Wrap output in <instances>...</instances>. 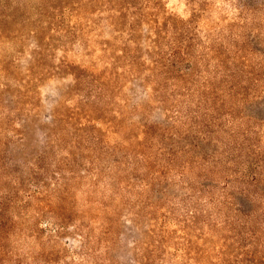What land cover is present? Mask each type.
I'll return each mask as SVG.
<instances>
[{"label": "rangeland", "instance_id": "rangeland-1", "mask_svg": "<svg viewBox=\"0 0 264 264\" xmlns=\"http://www.w3.org/2000/svg\"><path fill=\"white\" fill-rule=\"evenodd\" d=\"M250 2L0 0V264H264ZM187 37L210 55L246 45L248 95L205 93L189 61L161 72Z\"/></svg>", "mask_w": 264, "mask_h": 264}, {"label": "trees", "instance_id": "trees-1", "mask_svg": "<svg viewBox=\"0 0 264 264\" xmlns=\"http://www.w3.org/2000/svg\"><path fill=\"white\" fill-rule=\"evenodd\" d=\"M256 5L257 7L262 6L261 10H264V0H251L245 9L253 12L256 9ZM184 39L186 44L179 39L172 40L167 45L168 50L163 51L166 52L164 53L166 55L158 54L156 62L162 67L160 68L161 72L167 74L179 70L180 64L189 61L190 71L188 74L190 76L194 74L198 64L204 67L205 72L209 73L210 76L201 77L205 93L218 96L219 99H223L225 96L242 95L245 97L248 95L249 89L252 87L251 76L255 74L254 68L259 63L251 55L245 54L244 48L246 45L235 44L228 46L226 51L220 48H211L210 50H212L213 54L210 55L201 52L199 49L200 53H198L196 46H193V43L189 41L190 38ZM207 48L209 49V47ZM197 93H200V90ZM17 111H11V115L14 117L8 116L6 121H13L19 118V115L16 114ZM70 119L73 120L74 115L70 116ZM230 130L233 131V128ZM210 133L207 130L203 136L207 138Z\"/></svg>", "mask_w": 264, "mask_h": 264}]
</instances>
